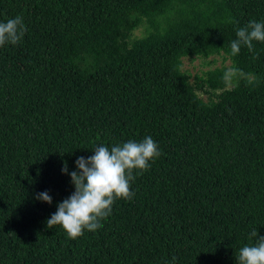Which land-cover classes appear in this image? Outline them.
I'll return each instance as SVG.
<instances>
[{
    "label": "trees",
    "instance_id": "16d2710c",
    "mask_svg": "<svg viewBox=\"0 0 264 264\" xmlns=\"http://www.w3.org/2000/svg\"><path fill=\"white\" fill-rule=\"evenodd\" d=\"M18 15L23 39L0 47V264H237L264 236V42L230 44L264 0H0V22ZM214 54L229 67L182 68ZM146 136L161 155L101 227H47L77 158Z\"/></svg>",
    "mask_w": 264,
    "mask_h": 264
},
{
    "label": "clouds",
    "instance_id": "9594fccd",
    "mask_svg": "<svg viewBox=\"0 0 264 264\" xmlns=\"http://www.w3.org/2000/svg\"><path fill=\"white\" fill-rule=\"evenodd\" d=\"M27 29L21 16L0 22V47L5 44L16 45L24 37ZM237 39L230 44L231 54L237 55L241 46L254 52L253 41L264 42V22L249 21L244 27L236 28ZM234 70H228V78ZM94 155L77 158V171L70 173L75 186L73 194L57 205V211L47 219L48 228L61 226L69 239H76L85 230L95 231L101 227L100 221L112 212V206L118 199H131L134 172H143L161 155L158 144L151 136L142 141H128L107 146H98ZM62 171L68 173L65 163ZM37 199L52 203L47 191L39 193ZM255 238L254 244H246L235 253L237 264H264V236L253 229L249 239ZM173 261L176 257H172Z\"/></svg>",
    "mask_w": 264,
    "mask_h": 264
},
{
    "label": "rangeland",
    "instance_id": "374dc122",
    "mask_svg": "<svg viewBox=\"0 0 264 264\" xmlns=\"http://www.w3.org/2000/svg\"><path fill=\"white\" fill-rule=\"evenodd\" d=\"M140 31L141 29H139V31H137L136 33L139 35L141 33ZM229 64L230 60L224 59L222 54H214L208 57H184L182 62V68L188 71L193 79L196 74L202 75L205 71L209 69L223 65L229 67ZM202 96L206 97L204 93H202Z\"/></svg>",
    "mask_w": 264,
    "mask_h": 264
}]
</instances>
